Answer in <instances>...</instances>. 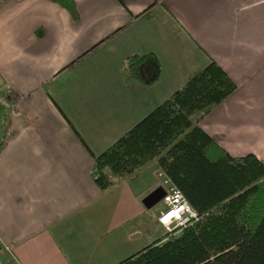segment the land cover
<instances>
[{
    "label": "crops",
    "instance_id": "obj_1",
    "mask_svg": "<svg viewBox=\"0 0 264 264\" xmlns=\"http://www.w3.org/2000/svg\"><path fill=\"white\" fill-rule=\"evenodd\" d=\"M0 0V80L12 96L0 147V242L18 264H116L163 235L141 197L155 160L100 190L95 155L215 61L235 89L199 118L232 156L264 163V0ZM156 55L155 82L121 61Z\"/></svg>",
    "mask_w": 264,
    "mask_h": 264
},
{
    "label": "trees",
    "instance_id": "obj_2",
    "mask_svg": "<svg viewBox=\"0 0 264 264\" xmlns=\"http://www.w3.org/2000/svg\"><path fill=\"white\" fill-rule=\"evenodd\" d=\"M50 1L73 21L79 19L73 0ZM120 68L126 83L150 85L160 73L152 52H132ZM235 87L227 73L209 60L93 156L91 175L100 190L155 160L198 215L116 264H264V163L250 152L228 154L198 124ZM4 92L0 120L5 127L10 103L5 106L4 100L11 94L7 88Z\"/></svg>",
    "mask_w": 264,
    "mask_h": 264
},
{
    "label": "built area",
    "instance_id": "obj_3",
    "mask_svg": "<svg viewBox=\"0 0 264 264\" xmlns=\"http://www.w3.org/2000/svg\"><path fill=\"white\" fill-rule=\"evenodd\" d=\"M4 133L5 127L0 120V147L4 140ZM157 182L165 189V193L160 200L164 204V209L157 216V221L165 231L183 226L197 218L198 215L194 208L160 171L157 173ZM0 264H18L12 254L11 247L3 242H0Z\"/></svg>",
    "mask_w": 264,
    "mask_h": 264
},
{
    "label": "water",
    "instance_id": "obj_4",
    "mask_svg": "<svg viewBox=\"0 0 264 264\" xmlns=\"http://www.w3.org/2000/svg\"><path fill=\"white\" fill-rule=\"evenodd\" d=\"M165 193L162 185H156L141 197V203L145 208H150L159 202Z\"/></svg>",
    "mask_w": 264,
    "mask_h": 264
},
{
    "label": "rangeland",
    "instance_id": "obj_5",
    "mask_svg": "<svg viewBox=\"0 0 264 264\" xmlns=\"http://www.w3.org/2000/svg\"><path fill=\"white\" fill-rule=\"evenodd\" d=\"M0 86H2L1 87V89H0V99H4V97H1L5 92H4V90H5V87H4V84L3 83H1V85ZM8 89V88H7ZM3 91V92H2ZM7 91V90H6ZM9 91V90H8ZM12 98V96L10 95V96H8L7 97V99H5L4 100V105L6 106L7 104H8V102H9V100ZM12 100V99H11ZM160 206H162V202L161 201H159L152 209L153 210H155V209H157V208H159ZM159 215V214H158ZM166 231L165 230H163V234L165 233Z\"/></svg>",
    "mask_w": 264,
    "mask_h": 264
}]
</instances>
